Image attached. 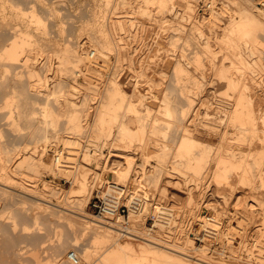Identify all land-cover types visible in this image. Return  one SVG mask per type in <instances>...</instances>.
Listing matches in <instances>:
<instances>
[{
	"label": "rangeland",
	"instance_id": "374dc122",
	"mask_svg": "<svg viewBox=\"0 0 264 264\" xmlns=\"http://www.w3.org/2000/svg\"><path fill=\"white\" fill-rule=\"evenodd\" d=\"M17 1H18L17 3L19 4V7L21 4L22 8H24L23 12L25 11V8L29 9L30 7H31L30 11L28 10V12H31L33 10L34 6H36L35 8L39 11V13L37 10H35V9L34 10H35V12L38 13V15L43 14V15H41L42 17L40 16L43 19V22L41 21L42 23H35V22H40V21H35L33 19L31 21L32 17L30 15V13H28V12H27V14H26V12L24 14L30 15V16L23 15L25 17H23V16L21 17L22 14L18 15L17 8H19V7L17 4H16L17 6L16 5L13 6V9H16L15 11L13 9H11L12 7H10V8L6 7V9H4V10H3V8H0V12H3V13H0V26L3 29L2 30L0 27V30H2V32L0 31V33H1L0 34V40H2V41H0V47L4 48V46L6 44L5 41L7 40V37L10 36L9 39L11 40V38H13V36L17 33V31H19V33H20V31L25 32V30H26L28 32H25V33H28V35L31 33L30 38H33V43H29L31 46H29V44L27 43L29 46V48H28L27 44L25 43L26 48L24 46L23 47L24 49L22 48L23 50L20 51V55L18 54L19 58H17V59L18 60L20 59L22 62L21 61L19 62L17 59L14 60V58L12 59L9 57L0 58V61L2 62V63L0 62V65H1L0 66V73L3 76V77L0 76V81L3 78V80L0 82V86H2V87H0L1 88L0 89V105L2 104L1 105L2 107L0 108V113H3L0 115V146H2V147L8 146V148L11 149V151H10V149L7 148L10 151V153L14 149L13 150L14 152H12L10 154V155H12V160L7 162L8 164L11 165V166H7V168L10 170H0V175H1V171L4 173L3 176H0V182L10 183L15 188V189L12 188L11 191L9 190L10 192H6V188H7L6 185H4L3 183H0V264H36V259H41V262L43 261L42 263L46 262L44 264H72L71 260L68 258V256L73 250H75L77 252V254L80 253L82 256V253L84 254V251L87 249L88 245H91V243L95 244L92 240V236L90 235V233L89 232L87 233L85 231L86 229L81 230L83 228H81L80 225L84 224L83 222H82L83 224L81 223V220L86 219V217L83 218L82 216H85V215H82L79 213L80 212H83L84 214L86 213V215H88L87 218L89 217V215L91 217L94 216L97 219L99 218L96 215V208L93 205L92 201H94V196L96 194V190L98 188H103L106 185V182H104L105 184L103 183L102 185H98V184L94 185L91 192L88 190L86 193L89 192V199L86 201V203L84 205L82 204L83 205V209H82V207H81L82 205H79L77 202L80 199L81 194L83 193V192H80V190H79V187L81 186V180L86 177L87 173H89L92 177V175L96 174V172H99L101 174V176L103 177V179L104 178L108 179L109 175L107 173L108 171L106 170V169H108V167L106 166V169L104 171V170H102L105 167L104 165L109 164L110 166H115L117 164V163H115V160H125L124 157H121V156L116 154V152H118V150L134 152L137 150L136 148L138 147V149L141 150L140 151L141 153L143 151V149L141 147L142 145L138 146L139 144H141V143H139L141 140L139 141L140 138H138V137H137L138 138L137 140L136 139L133 140V143L131 145L129 144L131 142L127 141V145H122L121 147H117L116 144H117V142H119V138H120V135L118 132V130H119L118 124H120L119 122H117V124L115 122V124L112 126V132H111L112 134L111 133H109V134H103L102 133L103 135L99 136L100 132L93 128L94 124L92 122V118L94 117V115H96L94 113H95V111H97L96 110L98 107L97 104H100L98 102L99 101L101 102V100L103 98L104 99L106 98V96H105L106 92H107L106 90L108 89V86L111 83L110 79H112V77H115V75L117 73V75H116L117 79H119V82L121 81L123 83V88H125V89H123V90H125L124 93L125 94L128 93L127 95H129V96H126V98L128 97L130 99L131 96H133L132 99L134 100V103L137 100L139 101L137 104H134V107L137 108L136 109L137 112L134 108H133L134 110L130 111L128 106L124 105L120 109V112L122 114L121 119L126 120L128 123V126L131 127L132 129H137L139 126H140L139 128H141L142 123H144L147 125L148 131H150V128H151V130H153L154 124H155L154 121L156 120L155 117H153V116H155L157 114V110H159L157 108H158V106H160L161 102L163 101L162 98L165 95V91L170 90L169 91L170 94L173 91L171 88H172V79H173V75H174V70H173L174 69L173 68L174 67V58L182 57V58L186 59L188 56L189 57L193 56L192 58H195L196 56H200V58L202 57L201 59H203L205 57L204 60H202V62L203 61L205 62V66L207 69H204V70L207 71V74H210V73L215 74L214 72L216 70H213L215 67H213V65H211V67H209L210 64H214V62L212 61V58H214L215 56L214 57L211 56V60H210V55H212V54H210V55L208 54L209 57H207L208 55L205 53L207 51L206 48H204L201 45L204 48L202 50L201 49L202 47H200L197 43V42H199V38H198L199 32H195V31H199V29H200V28L198 29V27H200V26H198L197 24L200 25L201 23H203L201 25V28L204 26L203 27L204 30H205V28H207L206 29L207 32L209 30L208 33L206 32V30H205V32L210 35L211 40L216 41V39H218V42H217L218 44L217 43L214 44V42L211 41V43L213 42L212 45L214 44V46H213L214 50L217 48L216 53H215V51H214V53L217 54L219 51L221 52L222 49L225 52L226 47H224V48H221L222 46L219 47L222 43V40L219 39L220 38L219 36L222 33L221 27H223V25L220 21L224 22L223 19H221V18H224L223 17L224 15L228 14L227 16H229V14H232L234 8H236L238 10H239V8H242L241 5L242 4L246 5V4H244V3H246V0H237L238 3L241 2L242 4L241 3L238 4L236 1H233V0H230V1L229 0H227V1L226 0H219L220 1V3H219L220 12L223 13V16L221 13H219L221 15V17H219L218 14H213L214 16L212 15V17H210V18L207 16L203 17V15H201L202 11L205 10L206 7H210L209 6L210 4H206V3H208L209 0H188V1L182 0L183 1L182 5H180L181 4L180 0H171V2H169L170 4L167 2L169 5V6H167L168 9L165 8L168 11L165 10L163 7H161V5H160L161 2L159 0H156V1L149 0L150 2L148 0H147L148 2H146V0H136V1L135 0H131V1L126 0L125 2H128L129 4H127L125 2L123 3V0L122 1L121 0H112V2L108 0L111 3L107 2V0H36V3H35V0H31V1L25 0L26 2L24 0H20V1L17 0ZM104 1H106V2H104ZM143 1H145V2H143ZM158 1L160 2V4ZM166 1H170V0H166ZM221 1L222 2L226 1V2L222 3ZM9 2H10V0H9ZM11 2H12V0H11ZM13 2H15V0H13ZM27 2H29V4L26 6ZM136 2H137V4H136ZM174 2H175V4H174ZM24 3H25V5H24ZM33 3H34V6H32ZM43 3H45V4H43ZM157 3H158V5H157ZM178 3H180V4H178ZM49 4H50V6H49ZM145 4H146V6H145ZM231 4H233V6ZM108 5H110V7ZM120 5H122V6H120ZM130 5H131V7H130ZM174 5H175V7L173 8ZM247 5H249V4L247 3ZM258 5H259V3H258ZM15 6H16V8H15ZM114 6H116L118 9L116 7L114 8ZM125 6H128V7H125ZM230 6H232V8ZM123 7L125 9H123ZM135 7H139V8H135ZM146 7H149V9L147 8L146 10H144V8H146ZM20 8H19V10H20ZM22 8H21V10H22ZM38 8L42 9V10H39ZM112 8H113V10L116 9V10H114L115 12L112 11ZM185 9H187V10H185ZM223 9H224V12H222ZM110 10H111V12H110ZM159 10L162 12H160ZM9 11H11V13ZM42 11H43V13H40ZM107 11H108V14H107ZM120 11L122 13L124 12L125 15L120 13ZM146 11L149 14H150V12H152L153 15L152 14H150V16L147 15ZM237 11H234V12H237ZM14 12H17V14H15ZM100 12H101V14H100ZM112 12H114V13H112ZM130 12H134V14L131 13V14H133V15H131V14H129ZM163 12H166V14L164 15ZM8 13H10V14H8ZM19 13H20V11H19ZM111 13L113 15H111ZM116 13L122 14L124 16L123 17L124 19H126V15L128 16L127 19L124 20L125 25L127 24L128 26L126 25L127 27L125 26L124 29L122 28L123 30L119 29V28L118 29L120 31L118 29L117 30L120 32V34L123 35V38H121L120 40L123 39L122 40L123 43H125L126 46L129 47V49H128L129 52L130 53L133 52V54H129L128 56L129 57L131 55L135 56V58L132 56L130 57V60L131 59L133 60L132 61L133 66L131 65V61L129 62V58H128V61H124V62L122 59L119 61L117 60L118 62L115 61L116 58L114 59V57H117V52H114V51H116L114 49H113V51H112V49L109 50V52H108L109 56L107 57V61L106 60H104V61L100 60L96 56V54L94 56H91L92 58L88 57V58H90V60L87 58L88 55L86 56V54H87L86 49L90 48L88 50H92V48L94 46V45L92 47L90 46L91 41H89V39L92 40L93 42H95L96 36H94V35H95V33L98 32L95 30H94L95 31L94 32L92 27H89V26L97 25L99 27H103V26L106 27V25H107V27H108L109 22L112 20L111 18L112 17L114 18L117 15ZM142 14H144V15H142ZM3 15L7 20H5ZM17 16H20V17H17ZM215 16H216V18H214ZM143 17H145V18H143ZM165 17L166 18L168 17V18L166 19ZM200 17L202 18L201 23L199 22V21H201ZM1 18H3V19H1ZM17 18H18V20H17ZM41 18H40V20H42ZM171 18H174V19H171ZM206 18L210 19L209 23L207 22L208 20ZM213 18H214V20H213ZM217 18L221 19L218 23L216 22V21H218ZM20 19L22 20L21 23H20V21H21ZM149 19H151V20H149ZM162 19H164V20H162ZM197 20H199L198 23L196 22ZM6 21H8V22H6ZM9 21H10V23H9ZM128 21H131L133 23L128 22ZM134 21H136V22H134ZM144 21H146V23ZM194 21L196 22L197 30L195 29V26H192L195 23ZM1 22H2V24H1ZM3 22L4 23L6 22L8 25L5 23V26H4ZM106 22H108V23H106ZM171 22H172V24H170ZM213 22L215 23V25L213 24ZM89 23H90V25H89ZM97 23L98 24L101 23L102 26L98 25ZM104 23L106 25H104ZM219 23H221V24H219ZM175 24L177 26H179V25L180 26L177 27ZM182 24L184 27H187V28L185 29L182 26ZM9 25H10V27H9ZM38 25L41 28H38ZM143 25H145V27ZM167 25L170 27H168ZM174 25H175V27H174ZM132 26H134L133 29L131 28ZM211 26H215V28H217V29L220 27V29L217 30ZM6 27H8V28H6ZM19 27H20V30H19ZM25 27L26 28L28 27V28L26 29ZM159 27H161V28H159ZM167 27L169 28V30ZM192 27L194 30L192 29ZM22 28H23V30H21ZM47 28H49V29H47ZM177 28H179V29L181 28L180 29L181 31L180 30L178 31ZM7 29L10 31H8ZM39 29H41V30H39ZM42 29H44V30L42 31ZM184 29H185V31H184ZM11 30L15 31V33ZM91 30H92V32H91ZM135 30H137L138 33H140V35L139 34L137 35ZM29 31H30V33H29ZM191 31L194 33H192ZM216 31H219V32L221 31V32L219 33ZM12 33H14V34H12ZM19 33L16 35L19 36V38H20L21 35ZM42 33H44V34H42ZM211 33H212V35H211ZM215 33H217V35ZM89 34H90V36H89ZM97 34H99V33H97ZM193 34H194V36H196V35L198 36L197 37L198 41L195 40L196 37L193 38L194 37ZM117 35H118V33H117ZM186 35H187V37H186ZM214 35L216 36V38ZM48 36H49V38H48ZM91 36H93V38H95V39H92ZM180 36H181V38H180ZM42 37H43V39H42ZM37 38H38V40H36ZM125 38H126V40H125ZM140 38H141V40H140ZM186 39L188 42L186 41ZM192 39H193V41H192ZM261 39L262 40H261V43L259 44L258 48H260V46H261L260 49L262 50L264 48V45H263L264 36L263 35L261 36ZM60 40L62 43L60 42ZM84 40L87 42H85ZM190 41H191V44H190ZM202 41H203V39H202ZM200 42H201V39H200ZM2 43H3V45H1ZM35 43H36V45H35ZM201 43L204 45L203 42H201ZM41 44L43 46H41ZM61 44L63 47L61 46ZM83 45H85V46H83ZM34 46H35V48H34ZM67 46H69L68 49L69 48L71 49L70 52L68 51L69 53L67 51H65V48L67 49ZM82 46H83V48H82ZM213 47H211V48H213ZM218 47L220 48V50ZM132 49H133V51H132ZM181 49H184V50H181ZM200 49L202 50V53H201ZM260 49H259V51H260ZM204 50H206V51H204ZM59 51L60 52L64 51L65 53L67 52V55L65 54V56H64L63 55L64 52L63 53L61 52L59 54ZM151 51H153V52H151ZM196 51H197V53H194ZM223 51H222V54L219 52V54L217 55V57L215 59L217 65H220L221 59L223 60L224 56H226V54H224ZM263 51H264V49H263ZM263 51H261L260 53L263 55V57L261 56V58H262V62L264 63V60H263L264 52ZM77 52L78 53L80 52L81 55L82 54L84 55V57H83L84 60L83 59H80V60L77 59L80 55ZM110 52H111V54H110ZM185 52H187L188 54L187 53L185 54ZM198 52H199V54H198ZM115 53H116V55H115ZM27 54L32 55V56L30 55V58H29L30 61L28 60V62H26V60L29 57ZM77 54H78V56H77ZM184 54H185V56H184ZM194 54H198V55H194ZM222 55H224V56H222ZM59 56H60V58H58ZM85 57L87 58L86 60H85ZM25 58H27V59L25 60ZM45 58H46V61H45ZM125 58L126 57H124L123 59H125ZM192 58H190V59H192ZM66 59H67V61H66ZM2 60L4 62H6L5 63L6 65H4ZM96 60L98 62H100L101 65ZM206 60H208V62H211V63H208ZM230 60L231 59L228 60V58H227V60L224 59V61L226 63H228ZM59 61L61 62V64ZM95 61L97 62V63H95V65H96L95 67H97V69H92V67L89 66V64L92 65V63ZM105 61L109 62V63H106ZM7 62H8V64H7ZM11 62H14V63H11ZM125 62H127L128 64L126 63V65H124ZM204 62H203V65H204ZM103 63H105V65H102ZM117 63H119V64L122 63L126 69L124 67H121L122 64L119 66V64H117ZM31 64H34L35 66L37 65L36 68L39 69V70H37L38 76H36V77H35V75H37V74L31 75V73H30L29 68H30ZM128 65L132 66V68H129L130 66L128 67ZM100 66H102V67H100ZM205 66L203 68H205ZM98 67H99V69H98ZM212 67H213V69H212ZM262 67H264V64ZM262 67H260V68L262 69ZM209 68H211V69L209 70ZM128 69L130 71H128ZM250 69H252V70H250ZM6 70H8V71H6ZM132 70H134V71H132ZM248 70L250 72L254 71V70L255 71L250 73ZM248 70H247V73L249 72V74H252V73L255 74V72L258 71V73L256 72L257 74H255L256 75L255 77H257V78H255L254 80L256 83L259 82L260 84L251 87L249 90L251 91L252 96L255 95L258 97L257 98V97L253 96V98H256V101L258 100L256 102L254 99V104L257 107V109L259 110L257 112L260 113L259 115L262 117L264 115V101H263L264 100V90H263L264 89V83H261V82H264V79H263L264 78V70L262 69V71H261L260 69H257V68L254 70H253V68H249ZM127 71H128V73H127ZM233 71H236V73H238L239 70L237 68H235V70L233 69ZM6 72H8V73L6 74ZM259 72H260V74H259ZM21 73H23V74L21 75ZM24 73H25V75H24ZM109 73H110V75H109ZM128 74H130V75H128ZM126 75H127V77H126ZM131 75H132V78H131ZM15 76H17V77H15ZM23 76H26V78ZM88 76H89V78H88ZM118 76H119V78H118ZM17 78L19 79V82H22V81L25 82L26 87L29 85L31 86V87L30 86L27 87V89L29 88L28 89L29 95L26 92L27 96H29V97L32 96L35 99L34 100L31 97L30 98L31 103L34 104V102L37 101L33 105V108L35 107L34 109L35 110L37 109V111H38L37 112L38 115L36 116L34 122H30L28 119H24L26 117L24 115H21L18 111L19 109H18L17 105H19V103L20 104L22 103L21 97L19 96V95H21L22 91H20L21 89L18 91L19 88L17 86H19L18 85L19 83H18ZM21 78H23V79L21 80ZM4 79L8 80V82L5 81ZM159 80H162V81H159ZM164 80H165V82L163 83ZM3 81H5V82H3ZM218 81L219 80L217 79L216 82L220 84V82H218ZM15 82L17 83V85L14 84ZM35 82H37L38 85ZM124 82H125V84H124ZM7 83H9V84H7ZM28 83H29V85H28ZM133 84L135 86H133ZM120 85L122 87L121 83H120ZM168 85H169V87H168ZM15 86L17 88H15ZM9 87H10V89H9ZM13 87L16 91V94L14 92V89H12L13 91L11 90V88H13ZM149 87H150V90H149ZM166 87H168L169 89ZM146 88H147V91H146ZM253 88H254V90H253ZM153 89H154V91H153ZM163 89H165V90H163ZM166 89H168V90H166ZM211 90H214L210 94L211 99L208 97L209 93H207L208 95L206 94L207 95V98H206L205 97L206 95L204 93L202 94V92H200L201 94H199L198 97L200 98V96L203 95L204 97L202 96V98H204V100L202 99L200 102L199 98L196 97V99L198 98L197 99L198 102L205 105V107H203L205 110H206V108H209L208 106H210L209 109H212V106H214V108H216V106L218 105L216 100L219 97H221V100H224L225 102L226 101L227 102L233 101V98H236V97H234L235 94L232 92L233 90H231V89H228L229 90L228 92H230V95H232V96H230L229 93H228V95L226 94V92H227L226 87L218 89L217 91H215L216 89H211ZM219 90H220V92H219ZM252 90H253V92L254 91H256V92H254L252 94ZM8 91H10V93L12 91L11 94H13V96L15 94V96H14L15 101L13 103L12 102L13 98H12V101L10 104H12V107H15L16 109H13L10 104H9L10 107H8L9 105L7 104V99L13 97L10 93H7ZM151 91H153V92H151ZM224 91H225V93H224ZM19 92H21V93H19ZM131 93H132V95H131ZM142 93L144 94V97H145L144 101L147 105L143 104V101L141 100V99H143ZM24 94L22 93L21 96H24ZM5 95H7V96H5ZM103 95H104V97H103ZM56 97L59 98L60 100L62 99V101L64 100V98H67V97H69V99L72 98L71 100L74 99V100L78 101L77 103H75V102H72L70 100L68 101V98H67L68 103L70 102L71 105L73 103H74V105L80 103L78 105H75L76 109L77 108L78 109L83 108L82 109L83 112L79 111L80 109L78 110L80 113H84L82 115H86L87 112H90L87 114V115H89V117L87 115L84 116V118L86 120L83 119L85 121H82V123H80L81 124L80 127H78V128H77V126L75 127L73 125H72L73 127L69 126L67 121H66V114H67L68 110L66 112H63V110L69 108L71 105H67V107L63 106L64 108L62 107L63 108L62 109L61 107H59L60 106L59 104L57 105L56 103H54V100H55V102L57 101ZM260 97H262V99H260ZM208 98L210 100L213 99L212 102L210 100H209V102H207L208 100L206 101V99H208ZM17 99H18V101H16ZM32 99L34 100V102H32ZM67 101H66V104H67ZM260 101H261V104L259 103ZM203 102H205L207 105L209 103L210 104L207 106ZM212 103H214V104H212ZM15 104H16V106H14ZM47 104L53 106L55 111L59 112V114H60L59 115V121L55 125L44 122L45 121L44 120L45 115L43 113L42 108L44 105H47ZM204 105H202V106H204ZM3 106L8 107V108H4ZM147 106L152 107V108L150 107V109H149L150 111L153 110L152 111L153 113L149 111V113H151V115L146 114V112L148 113V111H147V109L145 110L144 108H146ZM75 107L73 106L72 108L75 109ZM259 107H261V108L259 109ZM31 109H32V106H31ZM14 111H16V112H14ZM6 112H8V114ZM13 112H14V114H13ZM5 113L7 116L4 115ZM10 113H12V114H10ZM158 113L159 114H157V116L158 115L161 116L162 112L158 111ZM221 113L224 114L225 112H221ZM19 114L21 116H19ZM2 115H3V117H2L3 119L1 118ZM11 115H13L12 118L14 117L13 118L14 120H12L10 117H8ZM148 115H149V117H148ZM5 116H6V118H4ZM16 116L19 118H17ZM144 116H146V117L144 118ZM7 117L9 118L8 119L9 122H8V120H6ZM162 117H163V115H162ZM261 117H259V121L262 119ZM153 118H154V120H152ZM15 119L18 120L17 122H18V125H20L19 127L16 124L17 122H15L16 121ZM40 119H42L43 122ZM141 119H143L144 121L142 120L140 122ZM19 121L21 123H19ZM222 121H224V124L222 123L224 125L223 128H226L229 124L227 122H225V120H222ZM40 122L44 123V125H42V123L40 124ZM157 122H159V120H157L156 123ZM262 122H263L262 120L259 122V124H260L259 127L261 126V124H263L262 127H264V123H262ZM10 123H12V124H10ZM13 124H14L15 128H13L14 126L12 127ZM39 124H40L41 128L38 127ZM113 127H115V128H113ZM262 127H260L261 129L260 128L257 129V132H258V130H262ZM38 128H40V129H38ZM232 128L233 127L232 126L230 127V125H229V127H227L226 130L228 132L227 131L225 132L226 134L228 133L227 136L225 135V133H221L222 134L221 135L219 133H216V131H214V135H211V134L209 135L208 132L205 133L206 131H204V132L198 134L197 136L200 138V140L202 138L203 142L205 141L208 143V141H209V143H208L209 146L211 145V143H214L211 145L213 147L214 146L216 147L217 145H219V143H221V140H224L226 138L224 141H226L227 143L231 144L233 142V144H231V146L233 148H236L239 150L240 149L244 150L245 146H247L246 147L247 151L251 147L248 142L251 141V144H253V146L254 145L257 146V147L254 146V149L256 148L255 151L252 148L253 146L250 148V149H252L253 152H256L255 154H249V156L251 155L250 157L253 160L254 155H256L257 152H259L258 147L262 146V144L264 145V141L262 139V138H264V132L262 133L263 134V137H261L262 140L260 138H258L260 136L259 134H261V132L263 130L261 132H258L259 134H257V132H256V134L259 135V136L256 135V137L258 138V139H256L257 140L256 143L257 144H259L260 142L262 143V144L260 143L259 145H257V144H254V142H252V140H247L248 141L247 142L244 140H239L237 137H234L236 134H234L235 133L233 131L234 128L233 129ZM13 130H15V131H13ZM223 136H225L224 139H222ZM169 138H170V140H169ZM255 138H253V139L255 140ZM167 139L169 141H171V140L173 141V139H174V141H173L174 143L171 141V143H172L171 145H170L169 141L167 140V142L169 143L168 147L171 148V151L174 150L173 148L176 147V143L178 141V136H176V135L172 136L171 135L170 137H167ZM251 139H252V137H251ZM227 140H230V141L228 142ZM147 141H148V138H147ZM217 141H218V144H217ZM45 142H47V144H48V149L46 150L45 159H46L47 163L52 164V167H50V168L44 167L42 170L39 171V170H36L34 165L26 164L25 166H20V167L15 166L18 163V161L21 160V158H22V157H20L22 151L23 152H25V151L34 152L35 153L34 156H36V159H37L38 156L42 153L43 145ZM234 142H236V144ZM244 142H245V144H244ZM215 143H216V145H215ZM239 143L241 145H239ZM133 145H136V146H133ZM153 145L156 146V144H153L152 142H150V143H148L147 148H145L146 151L150 150V151H148V153L150 152V154L146 153V151H144L145 152L143 154L144 156L141 153L136 154L137 158L135 159V161H136L135 166L138 169H139V167L141 168L142 166H145L146 164H147L146 166L148 168H149V166L154 167V165L158 162L157 156L156 157L154 156L155 146H153ZM238 145L240 147L242 146V148H239ZM131 147L135 148V149L133 150ZM58 148L59 149L64 148L66 155H68V157L64 156V158L68 161V163L67 162L63 163V164L55 163L52 156H53V151L58 149ZM1 154L3 155L4 152H2ZM69 156H71V157H69ZM212 156L210 155V158L209 157L206 158V161L209 159L208 162H206V163H205V161L203 162L204 163L203 165H205L203 167L204 171L202 169L201 173L198 174V176H197L198 180L201 179L200 180L201 182L198 185L193 184L194 179H195L193 176H196L194 171H196V170L193 171L192 168L190 169L189 166L188 167L183 166L184 164H181V163L176 164L177 160H175V159H177V158L175 157L174 153H173V158L175 157L174 160L172 158V153L169 154L168 160L167 161L165 160V162H167L168 165H164L162 163L163 165L158 166V167H160V168H158V170H146L145 174L146 175L148 174L151 178L148 175L142 176V174H140L139 171L133 169L131 171H128V178L125 180L120 179V177H118V174L110 175L109 180L114 179L118 183H123V184L124 183H126V184L137 183L141 194H144V193L147 194L146 197L148 198V200H150V202L156 203V202L160 201L163 204L169 203L174 208L173 212H175L174 214L176 216L174 217V220L173 219L171 220L172 223L168 222L169 226L166 224L165 232L172 234L173 236L176 235L175 237H179V239L178 238L177 239L179 241H181V243H183L184 245L185 244L188 245V246L186 245L188 250L184 249V251H188L187 256L189 258L191 257V259H192V261H194V263L200 264L199 262L201 261V259L203 257V259H205L207 261L209 260L208 261L209 263H207V261H206V264H211V263L212 264H257V259H258V257H260V254H261L260 253L261 252L260 244L261 243L264 244V229L263 228L261 230L258 229L261 227L262 222L264 220L263 211H262L263 214L261 213L263 217L260 214L261 209L264 208V204H263L264 202H262L264 200V185H262L260 183V178H259V176H260L259 172L264 171V167H263V170H260V171H259L260 168L255 169L256 171L254 170V176L253 177H255V178L252 182L250 181L251 183L244 182V181L240 180V173H241L240 170H232L233 173L230 172L231 174H230V178H229V179H231L230 180L231 182L228 181L227 184H225L226 182L225 183L221 182L222 184L221 183L219 184L218 182H216V180H215L216 178L213 175V173H214L213 167L215 164V159ZM148 157H150V158H148ZM148 159H149V161H148ZM33 160H35V159H33ZM113 160H114V163L112 162ZM129 162L130 161L127 159L126 163H129ZM142 163H145V165H142ZM262 163H264V161H262ZM54 164H58L59 167H62V168L53 169ZM175 164L177 166H175ZM177 167L179 169H177ZM180 169H181V171H180ZM182 169H184L186 172L183 171ZM162 170H164L163 173H162ZM160 171H161L162 175H161ZM169 171L170 172L172 171L171 172L172 174ZM157 173H159V175ZM182 173H183V175H182ZM178 174L180 177L177 176ZM231 175H234V178ZM15 176H16L17 180L14 178ZM139 176H141L142 181L140 180L141 178ZM186 176H188V177H186ZM158 178H159V180H156ZM168 178L172 182L169 181ZM183 178L188 179L187 180L188 182H186L185 179H183ZM178 179H179V181L177 182ZM32 180H36L38 183L37 184L38 190H36L34 192L35 194L31 195L29 193H25V192L21 191V190H23V188L25 189L24 186L29 185V183ZM195 180H197V179H195ZM217 183L219 184L218 191H215V190H217L216 189L217 185H218ZM231 183L234 184L235 187L233 185H231ZM260 184H261V186H260ZM228 185H230L231 189H229ZM151 186H153V187H151ZM162 186H163V188H162ZM214 187H215V189H214ZM224 187H226V188H224ZM227 187H228V189H227ZM49 188H50V190H49ZM164 188H166L167 190H164ZM190 189L192 191L191 193H190ZM211 190H213V191H211ZM221 190H222V192L224 190V192L226 191L227 194H229V196L227 195L228 198L230 197L231 194L233 195L234 193H235L234 195H236V196L233 197L231 195L232 197H231V199L229 198L230 200L228 199V201H229V203H228V201L225 197L219 196L217 194V193H220ZM232 190H233V192H232ZM2 191H5V192H2ZM165 191L168 193H166ZM230 192H232V193H230ZM86 193H84V194H86ZM192 193H193V199H192V202H189V200H190L189 195H192ZM213 193L215 196H212ZM210 194H212V195L210 196ZM238 195H240V196H238ZM36 196L38 198H36ZM166 199H167V201H166ZM225 199H226V201H225ZM251 199L253 200V203H255V205L254 204L252 205V203L250 202ZM261 199H262V201H261ZM240 201H241V203H240ZM244 201H246L247 203H244ZM249 202L251 203V205ZM206 204L211 208V210H210V208L205 210L204 207ZM242 204L243 205L245 204V207H243ZM246 205L248 206V210L247 209L245 210ZM253 206H256V207L253 208ZM251 208H253V209L250 210ZM255 208L256 209L258 208V209L256 210ZM218 210H220V211H218ZM243 210H245V211H243ZM253 210H255V211H253ZM151 211L152 210L149 209L148 214L132 213L131 216L128 218L129 222L127 221V223H124V224H126V225L131 224L130 226H134V227L136 226L137 229H140L141 227H139V226L142 225L144 227H147L148 229L150 228L154 233L155 232L158 233L159 227L155 223H156V219H158V217L160 218L161 216H159V213H157V215L149 214V212H151ZM207 211L208 212H210V211L215 212L214 215L216 216V218L218 217L217 219H219V220L221 219L223 221L221 223V228H224L225 231L227 230V232H228V230H230L229 229L230 226L236 225L235 226L236 229L234 228V230H236V232L229 234L231 236L225 234L226 236H224V238H222L223 240H221L219 237L217 239V237L210 236L212 234V231H215L214 229H212L211 226H210L211 229L209 228V226L205 227L204 233H207V235L210 237V239H209V237L207 236L208 237L207 240L208 241L210 240L209 242H210L211 246L208 249H206L207 253L205 252V254H203L204 252L200 251V249L197 250L196 248L194 249L192 247L191 240H192V237H194L193 239H194V245L195 246H197V245L200 246V245L205 243L203 237L196 239L200 235L197 234L196 230H195L196 229V222H197L195 218H197V216L199 214L203 215L204 212H207ZM246 211H248V212H246ZM249 211H253V212L249 213ZM33 213L34 214L36 213V215H34ZM246 213L247 214L249 213V214L247 215ZM256 213L258 215L254 216L253 214H256ZM140 215L143 218H140L141 217ZM245 215L248 217H246ZM230 218H232V219L230 220ZM260 218H261V220L263 218V220L261 221ZM12 220H15L17 222L18 225L16 226V228H13ZM122 220H124L123 217H122ZM254 220H256V221H254ZM133 223H135V224L133 225ZM178 224H180V225H178ZM24 225L29 226V230L22 229ZM101 227H103V226H101ZM206 228H208V229H206ZM169 231H171V232H169ZM85 232L87 234H85ZM194 232L196 233L197 236L194 235ZM80 234H82V235H80ZM76 236H77L78 240L75 239ZM235 237L238 239H236ZM89 239H91V240H89ZM186 239L189 240L191 244H189V242L186 241ZM212 239H213V242H212ZM255 239H256L257 243L255 242ZM139 241H142V240L141 239H134L135 243H137ZM258 241H260L259 242L260 244H258ZM229 242H231V243H229ZM256 244L259 246H257ZM96 245L97 244L92 245L91 246L92 248L90 246L89 247L93 250V248L95 249V247H93V246H96ZM102 245L101 246L99 245L100 247L98 246L99 247L98 251L100 249L99 253L101 252L100 254L102 256L96 254L97 250L94 252L97 255L96 256L97 257L96 260H98L97 263L99 261H100V263H101V261L104 262V260H105V259L102 260L101 257H103L102 251L105 249L103 247H106V246H104L106 244H102ZM83 248H85V250ZM101 248H102V250H101ZM96 249H97V246H96ZM259 250H260V252H259ZM252 253H254V254H252ZM217 258H219V260H217ZM84 259L85 258L82 257L81 263L82 264H88V262ZM221 260H224V261H221ZM225 260H226V263H225ZM103 262H102V264L105 263V262L104 263ZM220 262H222V263H220ZM201 263H203V261H201ZM109 264H112V263H109Z\"/></svg>",
	"mask_w": 264,
	"mask_h": 264
},
{
	"label": "bare ground",
	"instance_id": "6f19581e",
	"mask_svg": "<svg viewBox=\"0 0 264 264\" xmlns=\"http://www.w3.org/2000/svg\"><path fill=\"white\" fill-rule=\"evenodd\" d=\"M20 1V0H19ZM25 1V0H24ZM31 1V0H30ZM109 1H111L112 2V0H109ZM108 0H107V2H109ZM122 1V0H121ZM126 0H123V3L125 2ZM131 1V0H130ZM136 1V0H135ZM149 1V0H148ZM147 0H146V2H148ZM153 1V0H152ZM154 1H156V0H154ZM161 2V4H160V2ZM158 2H159V4L161 5V7H163L164 9L165 8H167V6H169L168 5V3L169 2H171V0L170 1H166V0H159ZM181 1V4L180 3H178V4H180V5H182L183 3V1L182 0H180ZM188 1V0H187ZM227 1V0H226ZM225 1V2H226ZM230 1V0H229ZM233 1H236L237 3H238V1L237 0H233ZM232 1V2H233ZM18 1L17 0H15V2H13V0H12V2H11V0H10V2H9V0H0V8H3V10L4 9H6V7H12L11 9H13V6L14 5H18V7H19V4L17 3ZM26 2V1H25ZM104 2H106V1H104ZM111 2H109V3H111ZM118 2V1H117ZM143 2H145V1H143ZM150 2V1H149ZM168 2V3H167ZM173 2V1H172ZM190 2V1H189ZM222 2V1H221ZM224 2V1H223ZM222 2V3H223ZM224 2V3H225ZM231 2V3H232ZM35 3H36V0H35ZM125 3H127V4H129L128 2H125ZM131 3V2H130ZM177 3V2H176ZM219 3H220V1L219 0H209L208 1V3H206V4H210L209 6L210 7H206V9L205 10H203L202 11V13H201V15H203V17H212V15L213 14H218V16L219 17H221V15L219 14V13H221L220 12V6H219ZM235 3V2H234ZM239 3H241V2H239ZM238 3V4H239ZM244 3V2H243ZM247 3L250 5H247ZM251 3V4H250ZM258 3H259V5H258ZM29 4V2H27V4H26V6ZM43 4H45V3H43ZM105 4V3H104ZM108 4V3H107ZM119 4V3H118ZM122 4V3H121ZM135 4V3H134ZM136 4H137V2H136ZM148 4V3H147ZM170 4V3H169ZM174 4H175V2H174ZM227 4V3H226ZM230 4V3H229ZM242 4V3H241ZM244 4H246V5H241V7L242 8H239V10L238 9H236V8H234V10H233V13L232 14H229V16H227V15H224L223 16V13H221L222 14V16L224 17V18H221V19H223V21L224 22H222V21H220L221 19H219V18H217V20L218 21H216L217 23L220 21L221 23H222V25H223V27H221L222 28V33L220 34V38L219 39H221L222 40V43H221V45L219 46V47H221V48H224V47H226V50H225V52L223 51V49H222V51L224 52V54H226V56H224V55H222V56H224V59L225 60H227V58H228V60L229 59H231L228 63H226L225 61H224V59L222 60L221 59V64L220 65H217V63H216V57H217V55L219 54V52L217 53V54H215L216 53V49L214 50V44L215 43H217L218 42V39H216V41L214 40H211L210 39V35L209 34H207L208 32H209V30H208V32H207V28H205V30H206V32H205V30L203 29V27L201 28V25L203 24V23H201L202 22V18H201V21H199V20H197L196 22L198 23V21L201 23L200 25L199 24H197L198 26H200V27H198V29H199V31H195V32H199V37L196 35V36H194V34H193V38H199V42H200V39H201V42H203L204 43V45L201 43H199V42H197L198 43V45L200 46V47H204V48H206V50H204V51H206L205 53L208 55H210V54H212V55H210V60H211V56H215L214 58H212V61L214 62V64H210V66L209 67H211V65H213V67H215L214 69H213V67H212V69L213 70H216L214 73L215 74H207V71L206 70H204V69H207L206 68V66H205V62H204V65H203V62H202V60H204V58L203 59H201L200 58V56H194L195 58H192V57H185L186 59H184V58H182V57H177V58H174V75H173V79H172V93L170 94V90H168L169 88V85H168V87H166V88H168V89H166V90H168V91H165V95H164V97L162 98V102H161V104H160V106H158V108L157 109H159V110H157V114H159L158 113V111L159 112H162L161 113V116L160 115H158L157 116V114L155 115V116H153V117H155V124H154V129L153 130H151V128H150V131H148V129H147V125L146 124H144V123H142V127L141 128H137V129H132L131 127H129L128 126V123H127V121L126 120H124V119H121V112H120V109L124 106V105H127L128 106V108H129V110L130 111H132V110H136L137 108H135L134 107V104H137L139 101L137 100V101H135V103H134V100L132 99V97L133 96H131V98L129 99L128 97L126 98V96H129V95H127V94H125L124 92H125V90H123V89H125V88H123V83L120 81L119 82V79H117V77H116V75H117V73H116V75H115V77H112V79H110V81H111V83H110V85L108 86V89L106 90L107 92H106V98L104 99H102L101 100V102L99 101L98 103H100V104H97L98 105V107H97V111H95V113L94 114H96V115H94V117L92 118V122H93V124H94V129H96L97 131H99L100 132V134H99V136H101V135H103V134H109V133H111L112 132V126L115 124V122H116V124H117V122H119L120 124H118L119 125V130H118V132H119V135H120V138H119V142H117V147H121L122 145H127V141L128 142H131V143H129L130 145L133 143V140L134 139H138V138H140L139 139V143H141V144H139L138 146H140V145H142L141 147H142V149H143V151H142V153L140 152L141 150L140 149H138V147L136 148L137 150L136 151H134V152H132V151H122V150H118V152H116V154L117 155H119V156H121V157H124L125 158V160H115V163H117L115 166H110L109 164H105L104 166V168L102 169V170H104L105 171V169H106V166L108 167V169H106L107 171V173H108V179L107 178H104L103 179V177L101 176V174L99 173V172H96V174H94V175H92V177H91V175L89 174V173H87V175H86V177L84 178V179H82L81 180V186L79 187V190H80V192H83L82 194H81V197H80V199L77 201L78 202V204L79 205H84L85 203H86V201L89 199V192L88 193H86L88 190L91 192L92 191V188L94 187V185H102L104 182H108V180H109V177H110V175H116V174H118V177H120V179H123V180H125V179H127L128 178V171H131V170H133V169H135V170H137V171H139V173L140 174H142V176H145L146 174V170H158V168H160V167H158L159 165H168V163L167 162H165V160L167 161L168 160V156H169V154L170 153H172V158H173V153H174V155H175V157L177 158V159H175V157L173 158V160L175 159V160H177V162H176V164L177 163H181V164H184L183 166H189L190 167V169L192 168L193 169V171L194 170H196V171H194L195 172V175L196 176H193L195 179H197V180H195L194 179V183L193 184H199L201 181V177L199 178L200 180H198V174H200L201 173V170L203 169V167L205 166V165H203L204 163V161H205V163L206 162H208L209 161V159L206 161V158H210V155L215 159V164H214V173H213V175H214V177L216 178L215 180H216V182H218L219 184L221 183V182H226L225 184H227V182L229 181V182H231L230 180L231 179H229L230 178V174L231 173H233V171L232 170H240V180H242V181H244V182H248V183H251L253 180H254V178L255 177H253L254 176V170L255 169H257V168H260L259 169V171L260 170H263V167H264V163H262V161H264V145L262 144V146H260V147H258L259 148V152H257V154L256 155H254V158H253V160L251 159V155L249 156V154H255L256 152H253L252 151V149H250L252 146H253V144H251V141H247V140H252V142H254V144H257L256 142H257V140L256 139H258V138H260L261 139V137H263V132H264V127H262L263 126V124H261V126L260 127H262V130H258V132H261V134H259L258 132H257V129H259L260 127H259V122L262 120L263 122L262 123H264V115L261 117L259 114L260 113H258L257 111H259L258 109H257V107L255 106V104H254V99H255V101H256V98H253V96L254 97H257V96H255V95H251V91L249 90L251 87H253V86H256V85H259L260 83L259 82H255V78H257V77H255L256 75L255 74H257L258 73V71H256L255 72V74H249V68H253V70L254 69H260L261 71H262V69L264 70V67H262L263 66V62H262V58H261V56L263 57V55L260 53L261 51H263V49L261 50L260 48H261V46H260V48H258V46H259V44L261 43V36L263 35L264 36V0H246V3H244ZM16 5V6H17ZM24 5H25V3H24ZM48 5V4H47ZM123 5V4H122ZM122 5H120V6H122ZM126 5V4H125ZM141 5V4H140ZM157 5H158V3H157ZM159 5V6H160ZM172 5V4H171ZM179 5V6H180ZM190 5V4H189ZM194 5V4H193ZM232 6H233V4H231ZM16 6H15V8H16ZM32 6H34V3L32 4ZM49 6H50V4H49ZM109 7H110V5H108ZM145 6H146V4H145ZM188 6V5H187ZM227 6V5H226ZM232 6H230L231 8H232ZM239 6V5H238ZM20 7L22 8V6H21V4H20ZM19 7V8H20ZM36 6H34V8H33V10L31 11V12H28V10L30 11V8L29 9H27V8H25V11L23 12V9L24 8H22V10H21V8H20V10H19V8H17V11H18V15H20V14H22L21 15V17L23 16V15H26L27 14V12L28 13H30V15H31V21H32V19L33 20H35V21H40V22H35V23H42L43 22V19L41 18L42 16L41 15H43V14H39L38 15V13H39V11L35 8ZM106 7V6H105ZM116 6H114V8H115ZM125 7H128V6H125ZM130 7H131V5H130ZM144 7V6H143ZM160 7V8H161ZM175 7V5L173 6V8ZM186 7V6H185ZM117 8V7H116ZM135 8H139V7H135ZM141 8V7H140ZM149 9V7H146V8H144V10H146V9ZM159 8V7H158ZM162 8V9H163ZM194 8V7H193ZM203 8V7H202ZM210 8V9H209ZM27 9V10H26ZM37 10L38 11V13L37 12H35V10ZM39 9V8H38ZM118 9V8H117ZM122 9V8H121ZM123 9H125L124 7H123ZM163 9V10H164ZM168 9V8H167ZM167 9H165V10H167ZM171 9V8H170ZM14 11L16 10V9H13ZM39 10H42V9H39ZM102 10V9H101ZM114 10H116V9H114ZM113 10V8H112V11H114ZM141 10V9H140ZM153 10V9H152ZM151 10V11H152ZM185 10H187V9H185ZM192 10V9H191ZM238 10V11H237ZM19 11H20V13H19ZM122 11V10H121ZM120 11V13H122ZM131 11V10H130ZM136 11V10H135ZM157 11V10H156ZM160 11V10H159ZM168 11V10H167ZM181 11V10H180ZM230 11V10H229ZM234 11H237V12H234ZM10 13H11V11H9ZM26 12V14H24ZM110 12H111V10H110ZM115 12V11H114ZM114 12H112V13H114ZM126 12V11H125ZM137 12V11H136ZM150 12V11H149ZM158 12V11H157ZM160 12H162V11H160ZM159 12V13H160ZM222 12H224V9H223V11ZM226 12V11H225ZM0 13H3V12H0ZM5 13V12H4ZM10 13H8V14H10ZM15 14H17V12H14ZM40 13H43V11L42 12H40ZM111 13V15H113ZM120 13H116L117 15L113 18L112 16V20L109 22V24H108V27H107V25L104 23V25H106V27H99V26H97V25H93V26H89V27H92V29H93V31L95 30V31H98L97 33H99V34H97V33H95V35L94 36H96L95 38H96V41L95 42H93L92 40H90L89 39V41H91V43H90V46L92 47L93 45V48H92V50H88V49H90V48H88V49H86L87 50V54H86V56H87V58L88 57H91L92 55V51H93V53H94V55L96 54V56L100 59V60H102V61H104V60H106L107 61V57L109 56V50H111L112 49V51H113V49L114 50H116V51H114V52H117V57H114V59L116 58V60L115 61H119V60H123V62L124 61H128V58H129V62L131 61V65L133 66V63H132V59L130 60V57L132 56V57H134L135 58V56L134 55H131L130 57L128 56L129 54H133V52H129V47L128 46H126V44L125 43H123V39L122 40H120L121 38H123V35L122 34H120V30L119 29H124L125 28V26L127 25H125V21L124 20H126L127 19V15H126V19H124L123 17V15L122 14H124V12L122 13V14H120ZM128 13V12H127ZM131 13H133L134 14V12H130L129 14H131ZM144 13V12H143ZM193 13V12H192ZM191 13V14H192ZM200 13V12H199ZM229 13V12H228ZM13 14V13H12ZM51 14V13H50ZM93 14V13H92ZM100 14H101V12H100ZM107 14H108V11H107ZM119 14V15H118ZM133 14H131V15H133ZM146 14L147 15H149L150 16V14H152V12H150V14L146 11ZM161 14V13H160ZM163 14L165 15L166 14V12H163ZM184 14V13H183ZM30 15H26V16H30ZM125 15V14H124ZM136 15V14H135ZM141 15V14H140ZM139 15V16H140ZM142 15H144V14H142ZM153 15V14H152ZM157 15V14H156ZM179 15V14H178ZM41 16V17H40ZM93 16V15H92ZM96 16V15H95ZM102 16V15H101ZM107 16V15H106ZM161 16V15H160ZM171 16V15H170ZM185 16V15H184ZM200 16V15H199ZM214 16V15H213ZM217 16V15H216ZM216 16L214 17V18H216ZM3 17H4V15H3ZM12 17V16H11ZM17 17H20V16H17ZM23 17H25V16H23ZM44 17V16H43ZM103 17V16H102ZM142 17V16H141ZM156 17V16H155ZM164 17V16H163ZM192 17V16H191ZM5 18V17H4ZM10 18V17H9ZM40 18L42 19V20H40ZM130 18V17H129ZM143 18H145V17H143ZM162 18V17H161ZM166 18V17H165ZM168 18V17H167ZM166 18V19H167ZM175 18V17H174ZM174 18H171V19H174ZM214 18H213V20H214ZM1 19H3V18H1ZM133 19V18H132ZM135 19V18H134ZM138 19V18H137ZM159 19V18H158ZM157 19V20H158ZM170 19V20H171ZM208 21V23H209V20L210 19H208V18H206ZM5 20H7L6 18H5ZM15 20V19H14ZM17 20H18V18H17ZM21 20V19H20ZM24 20V19H23ZM29 20V19H28ZM97 20V19H96ZM99 20V19H98ZM130 20V19H129ZM143 20V19H142ZM149 20H151V19H149ZM155 20V19H154ZM162 20H164V19H162ZM204 20V19H203ZM216 20V19H215ZM30 21V22H31ZM42 21V22H41ZM94 21V20H93ZM138 21V20H137ZM177 21V20H176ZM205 21V20H204ZM6 22H8V21H6ZM5 22V23H6ZM22 22V20L20 21V23ZM45 22V21H44ZM47 22V21H46ZM103 22V21H102ZM127 22V21H126ZM128 22H131V21H128ZM134 22H136V21H134ZM139 22V21H138ZM145 23H146V21H144ZM173 22V21H172ZM172 22L170 23V24H172ZM195 22V21H194ZM196 22L192 25V26H195V29L197 30V28H196ZM206 22V23H207ZM211 22V21H210ZM4 23V22H3ZM5 23H4V26H5ZM9 23H10V21H9ZM19 23V22H18ZM25 23V22H24ZM94 23V22H93ZM106 23H108V22H106ZM131 23H133V22H131ZM158 23V22H157ZM165 23V22H164ZM205 23V24H206ZM207 23V24H208ZM221 23H219V24H221ZM1 24H2V22H1ZM7 24V23H6ZM16 24V23H15ZM32 24V23H31ZM98 24V23H97ZM168 24V23H167ZM213 24L215 25V23L213 22ZM8 25V24H7ZM11 25V24H10ZM10 25H9V27H10ZM13 25V24H12ZM18 25V24H17ZM33 25V24H32ZM31 25V26H32ZM48 25V24H47ZM89 25H90V23H89ZM98 25H101L102 26V24L100 23V24H98ZM133 25V24H132ZM176 25V24H175ZM175 25H174V27H175ZM211 25V24H210ZM209 25V26H210ZM218 25V24H217ZM216 25V26H217ZM3 26V27H4ZM26 26V25H25ZM128 26V25H127ZM126 26V27H127ZM138 26V25H137ZM142 26V25H141ZM144 27H145V25H143ZM147 26V25H146ZM168 26V25H167ZM173 26V25H172ZM177 26V25H176ZM180 26V25H179ZM179 26H177V27H179ZM182 26H183V24H182ZM1 27V26H0ZM47 27V26H46ZM133 27L134 26H132L131 28L133 29ZM168 27H170V26H168ZM167 27V28H168ZM184 27V26H183ZM211 27H213L214 29H217V28H215V26H211ZM218 27V26H217ZM6 28H8V27H6ZM24 28V27H23ZM23 28L21 29V30H23ZM26 28V27H25ZM28 28V27H27ZM26 28V29H27ZM30 28V27H29ZM37 28V27H36ZM38 28H41L39 25H38ZM119 28V29H118ZM159 28H161V27H159ZM173 28V27H172ZM182 28V27H181ZM180 28V29H181ZM185 29L187 28V27H184ZM210 28V27H209ZM1 29H2V27H1ZM47 29H49V28H47ZM91 29V28H90ZM119 31H118V30ZM122 29V30H123ZM142 29V28H141ZM178 29V31L180 30L179 28H177ZM185 29H184V31H185ZM192 29H193V27H192ZM218 29H220V27L218 28ZM217 29V30H218ZM3 30V29H2ZM2 30H0L1 32H2ZM8 30V29H7ZM19 30H20V27H19ZM30 30V29H29ZM39 30H41V29H39ZM44 29H42V31H43ZM46 30V29H45ZM117 30V31H116ZM168 30H169V28H168ZM171 30V29H170ZM175 30V29H174ZM194 30V29H193ZM5 31V30H4ZM8 31H10V30H8ZM11 31H13V30H11ZM35 31V30H34ZM47 31V30H46ZM45 31V32H46ZM94 31V32H95ZM136 31V34L138 35H140V33H138V31L137 30H135ZM143 31V30H142ZM181 31V30H180ZM183 31V30H182ZM183 31V32H184ZM211 31V30H210ZM220 31V32H221ZM14 33H15V31H13ZM22 31H20V33H19V31H17V33L16 34H20L21 36H20V38H19V36H17L16 34L13 36V38H11V40L9 39L10 38V36H8L7 37V42L5 41V46H4V48H2V47H0L1 49V51H0V58H2V57H9V58H14V60L15 59H17V58H19L18 56L20 55V51H22L24 48V46H25V48H26V45H25V43L27 44H29V43H33V38H30L31 37V33H30V31H29V35H28V33H25V32H28V31H26L25 30V32L23 31L22 33L24 34H22L21 33ZM36 32V31H35ZM49 32V31H48ZM91 32H92V30H91ZM93 32V33H94ZM122 32V31H121ZM166 32V31H165ZM192 32V31H191ZM212 32V31H211ZM216 32H219V31H216ZM219 32V33H220ZM14 33H12V34H14ZM39 33V32H38ZM117 33H118V35H117ZM174 33V32H173ZM185 33V32H184ZM192 33H194V32H192ZM218 33V34H219ZM1 34V33H0ZM34 34V33H33ZM42 34H44V33H42ZM47 34V33H46ZM124 34V33H123ZM135 34V33H134ZM180 34V33H179ZM190 34V33H189ZM197 34V33H196ZM216 35H217V33H215ZM3 35V34H2ZM6 35V34H5ZM41 35V34H40ZM155 35V34H154ZM163 35V34H162ZM184 35V34H183ZM211 35H212V33H211ZM33 36V35H32ZM36 36V35H35ZM39 36V35H38ZM89 36H90V34H89ZM131 36V35H130ZM135 36V35H134ZM156 36V35H155ZM201 36V37H200ZM215 36V35H214ZM12 37V36H11ZM92 37V39H95V38H93V36H91ZM132 37V36H131ZM139 37V36H138ZM137 37V38H138ZM161 37V36H160ZM178 37V36H177ZM186 37H187V35H186ZM36 38V37H35ZM45 38V37H44ZM47 38V37H46ZM48 38H49V36H48ZM58 38V37H57ZM128 38V37H127ZM144 38V37H143ZM158 38V37H157ZM156 38V39H157ZM180 38H181V36H180ZM195 38V40H197L198 41V38L196 39ZM213 38V37H212ZM215 38H216V36H215ZM2 39V38H1ZM40 39V38H39ZM42 39H43V37H42ZM129 39V38H128ZM202 39H203V41H202ZM10 40V41H9ZM36 40H38V38L36 39ZM47 40V39H46ZM52 40V39H51ZM50 40V41H51ZM125 40H126V38H125ZM135 40V39H134ZM140 40H141V38H140ZM183 40V39H182ZM0 41H2V40H0ZM9 41V42H8ZM42 41V40H41ZM85 41V40H84ZM122 41V42H121ZM128 41V40H127ZM126 41V42H127ZM186 41H187V39H186ZM192 41H193V39H192ZM211 41H213L214 42V44L212 45V43H211ZM39 42V41H38ZM60 42H61V40H60ZM85 42H87V41H85ZM130 42V41H129ZM138 42V41H137ZM175 42V41H174ZM188 42V41H187ZM186 42V43H187ZM4 43V42H3ZM3 43L1 44V45H3ZM48 43V42H47ZM62 43V42H61ZM28 44H27V46H28ZM64 44V43H63ZM84 44V43H83ZM86 44V43H85ZM129 44V43H128ZM190 44H191V41H190ZM218 44V43H217ZM220 44V43H219ZM35 45H36V43H35ZM40 45V44H39ZM139 45V44H138ZM202 45V46H201ZM212 45V46H211ZM263 45H264V43H263ZM262 45V46H263ZM29 46H31L30 44H29ZM29 46H28V48H29ZM38 46V45H37ZM41 46H43L42 44H41ZM45 46V45H44ZM61 46H62V44H61ZM65 46V45H64ZM70 46V45H69ZM69 46H67V49L65 48V51H71V49L69 48L68 49V47ZM83 46H85V45H83ZM83 46H82V48H83ZM63 47V46H62ZM128 47V48H127ZM201 48L202 50L204 49V48ZM211 47H213V48H211ZM218 47V48H219ZM23 48V49H22ZM34 48H35V46H34ZM78 48V47H77ZM116 48V49H115ZM135 48V47H134ZM155 48V47H154ZM63 49V48H62ZM151 49V48H150ZM200 49V51H201V53H202V50ZM259 49H260V51H259ZM27 50V49H26ZM29 50V49H28ZM64 50V49H63ZM74 50V49H73ZM78 50V49H77ZM181 50H184V49H181ZM219 50H220V48H219ZM36 51V50H35ZM56 51V50H55ZM82 51V50H81ZM132 51H133V49H132ZM148 51V50H147ZM199 51V52H200ZM214 51H215V53H214ZM222 51L220 52L221 54H222ZM24 52V51H23ZM30 52V51H29ZM62 53L64 52V51H61ZM60 51H59V54L61 53ZM67 52L65 53L64 52V56H65V54L67 55ZM68 52V53H69ZM151 52H153V51H151ZM177 52V51H176ZM199 52H198V54H199ZM208 52V53H207ZM264 52V51H263ZM262 52V53H263ZM34 53V52H33ZM40 53V52H39ZM38 53V54H39ZM57 53V52H56ZM78 53V52H77ZM84 53V52H83ZM187 52H185V54H186ZM194 53H197V51L196 52H194ZM200 53V54H201ZM19 54V55H18ZM29 54V53H28ZM27 54V55H28ZM43 54V53H42ZM46 54V53H45ZM78 54H80L79 55V57L77 58V59H83V57H84V55L82 56L81 55V53L79 52ZM78 54H77V56H78ZM110 54H111V52H110ZM114 54V53H113ZM185 54H184V56H185ZM188 54V53H187ZM198 54H194V55H198ZM31 55V54H30ZM30 55H28L27 57H28V59L27 58H25V60H26V62H28V60L30 61ZM41 55V54H40ZM58 55V54H57ZM74 55V54H73ZM93 55V56H94ZM115 55H116V53H115ZM206 55V56H207ZM209 55L207 56V57H209ZM32 56V55H31ZM69 56V55H68ZM67 56V57H68ZM137 56V55H136ZM183 56V57H184ZM231 56V57H230ZM22 57V56H21ZM121 57V58H120ZM124 57H126L125 59H123ZM226 57V58H225ZM230 57V58H229ZM58 58H60V56L58 57ZM57 58V59H58ZM70 58V57H69ZM86 57H85V60L87 59ZM92 58V57H91ZM158 58V57H157ZM172 58V59H173ZM190 58H192V59H190ZM33 59V58H32ZM71 59V58H70ZM69 59V60H70ZM89 60H90V58H88ZM111 59V58H110ZM137 59V58H136ZM4 60V59H3ZM2 60V61H3ZM18 60V59H17ZM34 60V59H33ZM38 60V59H37ZM61 60V59H60ZM68 60V61H69ZM84 60V59H83ZM138 60V59H137ZM156 60V59H155ZM171 60V59H170ZM209 60V61H210ZM263 60H264V58H263ZM6 61V60H5ZM8 61V60H7ZM12 61V60H11ZM19 62L21 61L20 59L18 60ZM24 61V60H23ZM45 61H46V58H45ZM63 61V60H62ZM65 61V60H64ZM66 61H67V59H66ZM65 61V62H66ZM93 61V60H92ZM97 61V60H96ZM93 62L92 63V65L91 64H89V66H91L92 67V69H97V67H95L96 65H95V63H97V62ZM105 61V62H106ZM109 61V60H108ZM113 61V60H112ZM111 61V62H112ZM114 61V62H115ZM117 61V62H118ZM139 61V60H138ZM207 62H208V60H206ZM1 62V61H0ZM22 62V61H21ZM35 62V61H34ZM60 62V61H59ZM152 62V61H151ZM2 63V62H1ZM3 63H4V65H6L5 63L6 62H4L3 61ZM11 63H14V62H11ZM30 63V62H29ZM78 63V62H77ZM87 63V62H86ZM99 64H100V62H98ZM106 63H109V62H106ZM126 63L127 62H125V64L124 65H126ZM149 63V62H148ZM208 63H211V62H208ZM220 63V62H219ZM7 64H8V62H7ZM42 64V63H41ZM60 64H61V62H60ZM117 64H119V63H117ZM122 63H120L119 64V66L121 65ZM128 64V63H127ZM29 65V64H28ZM59 65V64H58ZM63 65V64H62ZM61 65V66H62ZM98 65V64H97ZM101 65V64H100ZM102 65H105V63H103ZM115 65V64H114ZM1 66V65H0ZM27 66V65H26ZM37 66V65H36ZM36 66L34 65V64H31L30 65V68H29V70H30V73H31V75H35V74H37V75H35V77L36 76H38V71L37 70H39V69H37L36 68ZM42 66V65H41ZM57 66V65H56ZM64 66V65H63ZM130 65H128V67H129ZM132 66H130L129 68H132ZM205 66V68H203ZM100 67H102V66H100ZM121 67H124L123 66V64H122V66ZM120 67V68H121ZM150 67V66H149ZM260 67H262V69L260 68ZM5 68V67H4ZM9 68V67H8ZM62 68V67H61ZM119 68V69H120ZM125 68V67H124ZM123 68V69H124ZM136 68V67H135ZM235 68H237L239 71H238V73H236V71H233V69L235 70ZM91 69V68H90ZM98 69H99V67H98ZM101 69V68H100ZM117 69V68H116ZM126 69V68H125ZM211 68H209V70H210ZM25 70V69H24ZM113 70V69H112ZM118 70V69H117ZM247 70L249 71L248 73H247ZM250 70H252V69H250ZM259 70V71H260ZM3 71V70H2ZM6 71H8V70H6ZM26 71V70H25ZM121 71V70H120ZM126 71V70H125ZM128 71H130L129 69H128ZM128 71H127V73H128ZM132 71H134V70H132ZM131 71V72H132ZM206 71V72H205ZM255 71V70H254ZM254 71H251V72H254ZM260 71V72H261ZM24 72V71H23ZM29 72V71H28ZM141 72V71H140ZM209 72V71H208ZM250 72V73H251ZM260 72H259V74H260ZM5 73V72H4ZM8 72H6V74H7ZM26 73V72H25ZM25 73H24V75H25ZM19 74V73H18ZM23 73H21V75H22ZM112 74V73H111ZM131 74V73H130ZM130 74H128V75H130ZM138 74V73H137ZM109 75H110V73H109ZM119 75V74H118ZM133 75V74H132ZM132 75H131V78H132ZM0 76H2L1 75V73H0ZM5 76V75H4ZM10 76V75H9ZM28 76V75H27ZM30 76V75H29ZM48 76V75H47ZM77 76V75H76ZM3 77V76H2ZM14 77V76H13ZM15 77H17V76H15ZM22 77V76H21ZM23 77H25L26 78V76H23ZM32 77V76H31ZM41 77V76H40ZM110 77V76H109ZM126 77H127V75H126ZM248 77V78H247ZM19 78V77H18ZM17 78V80H18V85L20 86H17L19 89H18V91L20 90V91H22V93L24 94V96H21L22 95V93L21 92H19V93H21V95H19L18 93V95L21 97V101H22V103L20 104L19 102V105H17L18 106V111H19V113L21 114V115H24L26 118H24V119H28L30 122H34L35 121V118H36V116L38 115L37 114V109L35 110L34 108H33V105L35 104V102H37V101H35L34 102V97H32L33 99H32V102H34V104L33 103H31V101H30V98L31 97H29V96H27V94H28V89H27V87H29L30 85H29V83H28V85L29 86H27L26 87V85H25V82H19V79ZM39 78V77H38ZM37 78V79H38ZM88 78H89V76H88ZM107 78V77H106ZM118 78H119V76H118ZM130 78V77H129ZM23 78H21V80H22ZM32 79V78H31ZM49 79V78H48ZM62 79V78H61ZM149 79V78H148ZM219 80L218 82H220V84L219 83H217L216 82V80ZM259 79V78H258ZM264 79V78H263ZM2 80H3V78H2ZM1 80V81H2ZM5 80V79H4ZM12 80V79H11ZM15 80V79H14ZM27 80V79H26ZM30 80V79H29ZM128 80V79H127ZM0 81V82H1ZM5 81H7L8 82V80H5ZM5 81H3V82H5ZM16 81V80H15ZM36 81V80H35ZM159 81H162V80H159ZM259 81V80H258ZM262 81V80H261ZM10 82V81H9ZM28 82V81H27ZM34 82V81H33ZM32 82V83H33ZM87 82V81H86ZM91 82V81H90ZM165 82V80L163 81V83ZM216 82V83H215ZM11 83V82H10ZM36 84H37V82H35ZM39 83V82H38ZM49 83V82H48ZM54 83V82H53ZM95 83V82H94ZM120 83L122 84V87H121V85H120ZM145 83V82H144ZM160 83V82H159ZM261 83H264V82H261ZM2 84V83H1ZM7 84H9V83H7ZM13 84V83H12ZM11 84V85H12ZM14 84H16L17 85V83L15 82ZM106 84V83H105ZM124 84H125V82H124ZM152 84V83H151ZM168 84V83H167ZM217 84V85H216ZM3 85V84H2ZM6 85V84H5ZM34 85V84H33ZM38 85V84H37ZM165 85V84H164ZM263 85V84H262ZM4 86V85H3ZM88 86V85H87ZM133 86H135L134 84H133ZM0 87H2V86H0ZM8 87V86H7ZM11 87V86H10ZM10 87H9V89H10ZM16 86H15V88H17ZM31 87V86H30ZM37 87V86H36ZM35 87V88H36ZM105 87V86H104ZM144 87V86H143ZM151 87V86H150ZM150 87H149V90H150ZM223 87H226V94L228 95V93H229V95H230V92H228L229 90L228 89H231V90H233L232 92L235 94V96L234 97H236V98H233V101H230V102H225L224 100H221V97H217L216 99V102H217V106H216V108H214V106H212V109H209L210 108V106H208L205 102H203V103H205L209 108H206V110L203 108V107H205V105L204 104H202V103H200L201 102V100L203 99L204 100V98H202V96H200V98L198 97V95L199 94H201L200 92H202V94L204 93L205 95L207 94V93H209V98L211 99V96H210V94H211V92L212 91H214V90H211V89H216L215 91H217L218 89H221V88H223ZM134 88V87H133ZM256 88V87H255ZM1 89V88H0ZM4 89V88H3ZM6 89V88H5ZM8 89V88H7ZM12 89H14V87L13 88H11V90ZM88 89V88H87ZM91 89V88H90ZM89 89V90H90ZM94 89V88H93ZM257 89V88H256ZM17 90V89H16ZM27 90V91H26ZM47 90V89H46ZM77 90V89H76ZM95 90V89H94ZM163 90H165V89H163ZM162 90V91H163ZM253 90H254V88H253ZM253 90H252V94L254 93V92H256V91H254L253 92ZM259 90V89H258ZM264 90V89H263ZM13 91V90H12ZM12 91H11V93H12ZM35 91V90H34ZM143 91V90H142ZM146 91H147V88H146ZM153 91H154V89H153ZM153 91H151V92H153ZM204 91V92H203ZM206 91V92H205ZM14 92H15V94H16V91H15V89H14ZM26 92H27V94H26ZM134 92V91H133ZM144 92V91H143ZM219 92H220V90H219ZM7 93H10V91H8ZM6 93V94H7ZM10 93V94H11ZM45 93V92H44ZM48 93V92H47ZM197 93V94H196ZM215 93V92H214ZM224 93H225V91H224ZM15 94H14V96H15ZM105 94V93H104ZM130 94V93H129ZM138 94V93H137ZM143 94V93H142ZM146 94V93H145ZM197 96H196V95ZM216 94V93H215ZM232 94V93H231ZM256 94V93H255ZM259 94V93H258ZM262 94V93H261ZM12 96H13V94H11ZM29 95V94H28ZM33 95V94H32ZM48 95V94H47ZM131 95H132V93H131ZM162 95V94H161ZM160 95V96H161ZM208 95V94H207ZM207 95L205 96L206 98H207ZM214 95V94H213ZM5 96H7V95H5ZM11 97V98H8L7 99V104L9 105L10 103H11V101H12V98H13V103H14V98L15 97ZM54 96V95H53ZM52 96V97H53ZM141 96V95H140ZM230 96H232V95H230ZM72 97V96H71ZM103 97H104V95H103ZM196 97H198L199 98V101L200 102H198L197 101V99H196ZM204 97V96H203ZM226 97V96H225ZM19 98V97H18ZM40 98V97H39ZM55 98V97H54ZM53 98V99H54ZM68 98V101L70 100V101H72V102H75V103H77L78 101H76V100H71V99H69V97H67ZM67 98H64V100L62 101V99L60 100L59 98H57L56 97V102H55V100H54V103H56L57 105L59 104L60 106L59 107H63V106H66L67 107V105H71V103L69 104L68 103V101H67ZM140 98V97H139ZM143 99H141L142 101H143V104H146L145 103V97H144V94H143V97H142ZM206 99V101L207 102H209V100L210 99ZM258 98V97H257ZM5 99V98H4ZM92 99V98H91ZM152 99V98H151ZM228 99V98H227ZM231 99V98H230ZM260 99H262V97H260ZM67 101V104H66V101ZM79 100V99H78ZM140 100V99H139ZM140 100V101H141ZM154 100V99H153ZM158 100V99H157ZM213 100V99H212ZM212 100H210L211 102H212ZM221 100V101H220ZM232 100V99H231ZM16 101H18V99L16 100ZM20 101V100H19ZM39 101V100H38ZM41 101V100H40ZM161 101V100H160ZM159 101V102H160ZM198 103H197V102ZM215 101V100H214ZM213 101V102H214ZM258 101V100H257ZM256 101V102H257ZM264 101V100H263ZM5 102V101H4ZM255 102V103H256ZM51 103V102H50ZM215 103V102H214ZM214 103H212V104H214ZM260 104H261V101L259 102ZM5 104V103H4ZM6 104V105H7ZM17 104V103H16ZM16 104L14 105V106H16ZM66 104V105H65ZM78 104H80V103H78ZM78 104H75V105H78ZM211 104V105H212ZM2 105V104H1ZM0 105V108L2 107ZM11 105V107H12V104H10ZM10 105L8 106V107H10ZM74 107H75V105H74V103L72 104ZM71 105V106H72ZM140 105V104H139ZM142 105V104H141ZM147 105V104H146ZM202 105H204V106H202ZM257 105V104H256ZM31 106H32V109H31ZM69 107V108H67V109H65V110H63V112H66L67 110H68V112H67V114H66V121H67V123H68V125L69 126H71V127H73V126H77V128L78 127H80V123H82V121H85L86 119L84 118V116H86L88 113H90V112H87V114L86 115H82V114H84V113H80L79 111H82L83 112V108H77L76 109V107H75V109L74 108H72V107ZM136 106V105H135ZM259 106V105H258ZM4 107V106H3ZM8 107H4V108H8ZM65 107V108H66ZM150 107L151 106H147L146 108H144L145 110L147 109V111H148V113L146 112V114H149V115H151V113H149V109H150ZM262 107V106H261ZM261 107H259V109L261 108ZM13 109H16L15 107H12ZM64 108V107H63ZM62 108V109H63ZM134 108V109H133ZM141 108V107H140ZM152 108V107H151ZM214 108V109H213ZM263 108V107H262ZM12 109V110H13ZM8 110V109H7ZM11 110V109H10ZM42 110H43V113H44V115H45V117H44V122H47V123H50V124H56L58 121H59V112H57V111H55V109H54V107L53 106H51V105H49V104H47V105H44L43 106V108H42ZM79 110V111H78ZM128 110V109H127ZM152 110V109H151ZM4 111V110H3ZM139 111V110H138ZM153 111V110H152ZM152 111H150V112H152ZM14 112H16V111H14ZM14 112H13V114H14ZM40 112V111H39ZM136 112H137V110H136ZM141 112V111H140ZM139 112V113H140ZM221 112H225L224 114H222ZM7 114H8V112H6ZM6 113L4 114V115H6ZM153 113V112H152ZM1 114H3V113H0V115ZM10 114H12V113H10ZM19 114V116H21ZM65 114V113H64ZM92 114V113H91ZM138 114V113H137ZM209 114V115H208ZM17 115V114H16ZM140 115V114H139ZM149 115H148V117H149ZM162 115H163V117H162ZM7 116V115H6ZM6 116L4 117V118H6ZM12 116L13 115H11V116H8V117H10L12 120H14L13 118H12ZM43 116V115H42ZM88 117H89V115H87ZM138 116V115H137ZM157 116V117H156ZM3 117V115L1 116V118ZM7 117V119L6 120H8L9 118ZM17 117V116H16ZM23 117V116H22ZM146 116H144V118H145ZM259 117H261L260 119V121H259ZM17 118H19V117H17ZM21 118V117H20ZM91 118V117H90ZM137 118V117H136ZM143 118V119H144ZM3 119V118H2ZM83 119H85V120H83ZM126 119V118H125ZM143 119H141L140 120V122L143 120ZM148 119V118H147ZM11 120V121H12ZM16 120V119H15ZM21 120V119H20ZM41 121H42V119H40ZM152 120H154V118L152 119ZM157 120H159V122H157L156 123V121ZM163 120V121H162ZM222 120H225V122H227L229 125H230V127L232 126L233 128H234V134H236L234 137H237L239 140H244V141H247L249 144H250V148H249V150L247 151L246 150V147L247 146H245V148H244V150L243 149H236V148H233L232 146H231V144H233V142L230 144V143H227L226 141H224L226 138H225V136H223L222 137V139H224V140H221V143H219V145H217L216 147L214 146H211L212 144H214V143H211V145L209 146L208 145V143H209V141H208V143L207 142H203V140H202V138H201V140H200V138L197 136L198 134H200V133H202V132H204V131H206L205 133H207L208 132V134L210 135H214V131H216V133H219V134H221V133H225L227 130V127H229V125L226 127V128H223V124H224V121H222ZM18 120H16L15 122H17ZM23 121V120H22ZM88 121V120H87ZM90 121V120H89ZM144 121V120H143ZM8 122H9V120H8ZM43 122V121H42ZM42 122H40V124L42 123ZM19 123H21L20 121H19ZM46 123V124H47ZM223 123V124H222ZM10 124H12V123H10ZM17 125H18V122L16 123ZM40 124L38 125V127H40ZM45 124V125H46ZM16 125V126H17ZM42 125H44V123H42ZM41 125V126H42ZM73 125V126H72ZM14 126V124L12 125V127ZM20 125H18V127H19ZM117 126V125H116ZM153 126V125H152ZM226 126V125H225ZM74 127V128H75ZM149 127V126H148ZM13 128H15V126L13 127ZM41 128V127H40ZM40 128H38V129H40ZM113 128H115V127H113ZM153 128V127H152ZM232 128V129H233ZM17 129V128H16ZM225 129V130H224ZM229 129V128H228ZM261 129V128H260ZM21 130V129H20ZM48 130V129H47ZM13 131H15V130H13ZM33 131V130H32ZM31 131V132H32ZM24 132V131H23ZM173 132V133H172ZM228 132V131H227ZM256 132H257V134H259V135H257L256 134ZM103 133V134H102ZM42 134V133H41ZM112 134V133H111ZM204 134V133H203ZM202 134V135H203ZM228 134V133H227ZM227 134L225 133V135L227 136ZM173 136V135H176V136H178V141H177V143H176V147L175 148H173L174 150H172L171 151V148L170 147H168V144L170 143V145L172 144L171 143V141H169L170 140V138H169V140L167 139V137H170V136ZM201 135V136H202ZM222 135V134H221ZM224 135V134H223ZM233 135V134H232ZM255 135V136H254ZM256 135L257 136H259L258 138L256 137ZM13 136V135H12ZM200 136V137H201ZM254 136V137H253ZM50 137V136H49ZM138 137V138H137ZM204 137V136H203ZM212 137V136H211ZM233 137V136H232ZM251 137H252V139H251ZM256 137V138H255ZM147 138H148V141H147ZM228 138V137H227ZM253 138H255V140L253 139ZM229 139V138H228ZM232 139V138H231ZM230 139V140H231ZM236 139V138H235ZM263 139V141H264V138H262ZM261 139V140H262ZM50 140V139H49ZM167 140L169 141V143L167 142ZM230 140H227L228 142L230 141ZM233 140V139H232ZM254 140V141H253ZM47 141V140H46ZM173 141H174V139H173ZM172 141V142H173ZM219 141V140H218ZM218 141H217V144H218ZM236 141V140H235ZM259 141V140H258ZM48 142V141H47ZM47 142H45L44 143V145H43V150H42V153L38 156V158L36 159V156H34V152H32V151H25V152H23L22 151V153H21V155H20V157H22L21 158V160H19L18 161V163L15 165V166H17V167H20V166H25L26 164H28V165H34L35 166V168H36V170H42L44 167H52V164H50V163H47V161H46V159H45V156H46V150L48 149V144H47ZM150 142H152L153 144H156V146L155 145H153V146H155V151H154V156L156 157L157 156V158H158V162L154 165V167L153 166H149V168L145 165V163H142V165H145V166H142L141 168L139 167V169L135 166V159L137 158L136 157V154L137 153H141L142 155L145 153L144 151H146V149L145 148H147V145H148V143H150ZM51 143V142H50ZM124 143V144H123ZM138 143V142H137ZM174 143V142H173ZM235 144H236V142H234ZM242 143V142H241ZM259 143V144H260ZM234 144V145H235ZM238 144V143H237ZM244 144H245V142H244ZM259 144H257V145H259ZM5 145V144H4ZM215 145H216V143H215ZM239 145H241L240 143H239ZM238 145V146H239ZM243 145V144H242ZM248 145V144H247ZM7 146V145H6ZM133 146H136V145H133ZM255 147H257L256 145H254ZM254 146L252 147L253 148V150L255 151V149H254ZM5 147V146H4ZM2 147V146H0V170H10V169H8L7 168V166H11L10 164H8L7 162H9L10 160H12V155H10L12 152H14L13 150H12V152L10 153V151H11V149L10 148H8V146L7 147ZM149 147V146H148ZM10 149V151L8 150V149ZM12 148V147H11ZM27 148V147H26ZM132 148V147H131ZM239 148H242V146L240 147L239 146ZM261 148V149H260ZM133 150L135 149V148H132ZM248 149V148H247ZM56 150H59V148L58 149H56ZM56 150H54V151H56ZM148 150V149H147ZM246 150V151H245ZM258 150V149H257ZM256 150V151H257ZM54 151H53V154H54ZM148 151H150V150H148ZM148 151H146V153H148ZM2 152H4V154L2 155L1 153ZM62 155L63 156H67L68 157V155H66V152H65V150L63 149L62 151ZM71 152V151H70ZM148 154H150V152L148 153ZM146 155V154H145ZM152 155V154H151ZM144 156V155H143ZM148 156V155H147ZM146 156V157H147ZM249 156V157H248ZM69 157H71V156H69ZM35 159V160H33V159ZM52 158H53V160L55 161V163H58V164H63V163H59V162H57L56 160H55V158H54V156H52ZM148 158H150V157H148ZM129 160L130 162L129 163H126V160ZM146 159V158H145ZM147 160V159H146ZM172 160V161H173ZM143 161V160H142ZM148 161H149V159H148ZM163 161V162H162ZM113 163H114V160L112 161ZM169 162V161H168ZM171 162V161H170ZM163 163V164H162ZM166 163V164H165ZM172 163V162H171ZM58 164H54V168L53 169H57V168H62V167H59V165ZM174 164V163H173ZM175 164V166H177ZM170 165V164H169ZM182 166V165H181ZM208 166V165H207ZM213 166V165H212ZM211 166V167H212ZM136 167V168H135ZM152 167V168H151ZM179 167V166H178ZM177 167V169H179ZM102 168V167H101ZM207 168V167H206ZM210 168V167H209ZM262 168V169H261ZM187 169V168H186ZM212 169V168H211ZM168 170V169H167ZM183 171H185L184 169H182ZM207 170V169H206ZM163 171L164 170H162V173H163ZM180 171H181V169H180ZM203 171H204V169H203ZM256 171V170H255ZM258 171V172H259ZM152 172V171H151ZM170 172V171H169ZM172 172V171H171ZM170 172V173H171ZM186 172V171H185ZM231 172V173H230ZM130 173V172H129ZM160 173H161V171H160ZM162 173H161V175H162ZM179 173V172H178ZM184 173V172H183ZM183 173H182V175H183ZM203 173V172H202ZM260 174V176H259V178H260V183L262 184V185H264V171H262V172H259ZM3 172L1 171V175L0 176H3ZM153 174V173H152ZM158 175H159V173H157ZM172 174V173H171ZM170 174V175H171ZM148 175V174H147ZM146 175V176H147ZM151 175V174H150ZM155 175V174H154ZM165 175V174H164ZM174 175V174H173ZM185 175V174H184ZM149 176V175H148ZM177 176H179V174L177 175ZM231 176H233V178H234V175H231ZM238 176V175H237ZM11 177V176H10ZM102 177V178H101ZM140 178H141V176H139ZM150 177V176H149ZM157 177V176H156ZM173 177V176H172ZM180 177V176H179ZM186 177H188V176H186ZM15 179H16V176L14 177ZM144 178V177H143ZM147 178V177H146ZM151 178V177H150ZM153 178V177H152ZM237 178V177H236ZM183 179H185V178H183ZM182 179V180H183ZM190 179V178H189ZM193 179V178H192ZM17 180V179H16ZM141 181H142V178L140 179ZM146 180V179H145ZM152 180V179H151ZM156 180H159V178L158 179H156ZM168 180H169V178H168ZM167 180V181H168ZM181 180V181H182ZM188 179H185V181L186 182H188L187 181ZM214 180V181H215ZM236 180V179H235ZM148 181V180H147ZM169 181H171V180H169ZM179 181V179L177 180V182ZM184 181V180H183ZM213 181V180H212ZM251 181V182H250ZM145 182V181H144ZM157 182V181H156ZM172 182V181H171ZM211 182V181H210ZM235 182V181H234ZM0 183H3L4 185H6V192H10L11 191V189L12 188H14L10 183H4V182H0ZM181 183V182H180ZM179 183V184H180ZM192 183V182H191ZM217 183V184H218ZM38 183H37V181L36 180H32L30 183H29V185H25L24 187H25V189L23 188V190H21V191H23V192H25V193H29V194H35L34 192L36 191V190H38V185H37ZM105 184V183H104ZM208 184V183H207ZM211 184V183H210ZM209 184V185H210ZM219 184L217 185V190H215V191H218V186H219ZM222 184V183H221ZM229 184V183H228ZM253 184V183H252ZM261 184H260V186H261ZM49 185V184H48ZM47 185V186H48ZM188 185V184H187ZM203 185V184H202ZM216 185V184H215ZM214 185V186H215ZM231 185H233L234 186V184H232L231 183ZM237 185V184H236ZM160 186V185H159ZM165 186V185H164ZM224 186V185H223ZM229 186V189H231L230 188V185H228ZM232 186V187H233ZM151 187H153V186H151ZM212 187V186H211ZM216 187V186H215ZM215 187H214V189H215ZM235 187V186H234ZM259 187V186H258ZM162 188H163V186H162ZM190 188V187H189ZM213 188V187H212ZM220 188V187H219ZM223 188V187H222ZM221 188V189H222ZM224 188H226V187H224ZM15 189V188H14ZM213 189V190H214ZM227 189H228V187H227ZM4 190V189H3ZM10 190V191H9ZM49 190H50V188H49ZM162 190V189H161ZM164 190H167L166 188H164ZM186 190V189H185ZM204 190V189H203ZM213 190H211V191H213ZM225 190V189H224ZM224 190H223V192H222V190L220 191V193H217L219 196H223V197H225L226 199H227V201H228V199L230 198L231 199V197L233 196V197H235L236 195H230V197L228 198L227 197V195L229 196V194H227V192L225 191L224 192ZM59 191V190H58ZM100 191L101 192H103L104 191V189L103 188H100ZM208 191V190H207ZM236 191V190H235ZM234 191V192H235ZM2 192H5V191H2ZM16 192V191H15ZM166 192V191H165ZM164 192V193H165ZM192 191H191V189H190V193H191ZM232 192H233V190H232ZM232 192H230V193H232ZM17 193V192H16ZM84 193H86V194H84ZM161 193V192H160ZM166 193H168V192H166ZM237 193V192H236ZM10 194V193H9ZM8 194V195H9ZM216 194V193H215ZM216 194V195H217ZM244 194V193H243ZM143 195V199H144V209H143V214H148V210L149 209H151L152 211L151 212H149V214H151V213H155V215H157V213H159V216H161L160 218L158 217V219H156V223L155 224H157L158 225V229H159V231H158V233H154L150 228L148 229L147 227H144V226H142V225H140L139 227H141L140 229H137L136 228V226L134 227V226H130V225H126V224H124L122 221H121V216H118V218L117 219H109V218H102V219H100V218H95L94 216L93 217H91L90 215H89V217L87 218V216L88 215H86V213L84 214L83 212H80L79 214H82V215H85V216H82L83 218L84 217H86V219H83V220H81V223L83 224V225H80L81 226V228H83V229H81V230H84V229H86L85 231L88 233H90V235L92 236V240H93V242L95 243V244H97L96 246H97V249H96V246H93V247H95V249L93 248V250L91 249L92 247V245H95V244H92L91 243V245H88V247H87V249L85 250V248H83L85 251H84V254L82 253V256H81V254L80 253H78L77 254V252L75 251V250H73V252H75L76 254H77V256H78V261H74V260H72L71 258H70V254H69V256H68V258L71 260V263L72 264H80L81 263V261H82V257L83 258H85L84 260H86L87 262H88V264H99L100 263V261L97 263V261L98 260H96L97 259V255L96 254H98V255H101L100 253H99V251H100V249H99V251H98V248L102 245V244H106V245H104V246H106V247H103V248H105L103 251H102V254H103V257H101V259L102 260H104V262L106 263V264H109V263H112V264H197V263H194V261H192V259H191V257L189 258L188 256H187V252L188 251H184V249H187V244H183V243H181V241H179L178 239H179V237H175V236H173L172 234H169V233H166L165 232V226H166V224L168 225V222H171V220L173 219L174 220V217L176 216L174 213L175 212H173V207L169 204V203H166V204H163L162 202H160V201H158V202H156V203H152V202H150V200H148V198L146 197L147 196V194H142ZM212 194H210V196H211ZM255 195V194H254ZM212 196H215L214 195V193H213V195ZM238 196H240V195H238ZM8 197V196H7ZM170 197V196H169ZM168 197V198H169ZM201 197V196H200ZM206 197V196H205ZM36 198H38L37 196H36ZM207 198V197H206ZM252 198V197H251ZM189 202H192V199H193V193H192V195H189ZM223 199V198H222ZM226 199H225V201H226ZM229 199V200H230ZM237 199V198H236ZM240 199V198H239ZM186 200V199H185ZM205 200V199H204ZM218 200V199H217ZM248 200V199H247ZM255 200V199H254ZM258 200V199H257ZM166 201H167V199H166ZM207 201V200H206ZM209 201V200H208ZM236 201V200H235ZM242 201V200H241ZM241 201H240V203H241ZM261 201H262V199H261ZM199 202V201H198ZM210 202V201H209ZM238 202V201H237ZM243 202V201H242ZM250 202L252 203V205L254 204L255 205V203H253V200L251 199L250 200ZM249 202V203H250ZM258 202V201H257ZM262 202H264V200L262 201ZM174 203V202H173ZM228 203H229V201H228ZM244 203H247L246 201H244ZM251 203H250V205H251ZM209 204V203H208ZM212 204V203H211ZM258 204V203H257ZM261 204V203H260ZM264 204V203H263ZM83 205L81 206L82 207V209H83ZM230 205V204H229ZM243 205V204H242ZM248 205V204H247ZM246 205V208H245V210L247 209L248 210V206ZM175 206V205H174ZM262 206V205H261ZM260 206V207H261ZM243 207H245V204L243 205ZM252 207V206H251ZM254 207H256V206H253V208ZM205 210L206 209H208V208H210L207 204L205 205ZM221 208V207H220ZM238 208V207H237ZM253 208H251L250 210H252ZM219 209V208H218ZM256 209V208H255ZM258 209V208H257ZM256 209V210H257ZM261 209V208H260ZM263 209V210H262ZM261 209V211H260V214L262 213V211H263V213H264V208H262ZM190 210V209H189ZM210 210H211V208H210ZM216 210V209H215ZM225 210V209H224ZM245 210H243V211H245ZM218 211H220V210H218ZM253 211H255V210H253ZM253 211H249V213L251 212H253ZM213 212V211H212ZM211 211L210 212H204V214L203 215H201V214H199L198 216H197V218H195L196 219V233L197 234H199L200 236H198L196 239H199V238H201V237H203V239H204V241H205V243L204 244H202V245H200V246H195L194 245V237H192V240H191V243H192V247L195 249H200V251H203L204 253L203 254H205V252L207 253V250L206 249H208L211 245H210V240L208 241L207 240V238L209 237L208 235H207V233H204V228L205 227H207V226H209V228L211 229V227H212V229H214L215 231H212V234L210 235V236H214V237H217V239H218V237L221 239V240H223L222 238H224V236H226V235H229V234H232V233H235L236 232V230H234V228L236 229V225H232V226H230V230H228V232H227V230L225 231V229L224 228H221V223L223 222L221 219L219 220V219H217L216 218V216L214 215V213L215 212H213L212 213ZM246 212H248V211H246ZM220 213V212H219ZM248 213V214H249ZM255 213V212H254ZM262 213V214H263ZM34 214V213H33ZM217 214V213H216ZM245 214V213H244ZM247 214V213H246ZM247 214V215H248ZM262 214H261V216H262ZM34 215H36V213L34 214ZM220 215V214H219ZM251 215V214H250ZM254 216H256V215H258L257 213L256 214H253ZM252 215V216H253ZM264 215V214H263ZM141 216V215H140ZM150 216V215H149ZM196 216V215H195ZM246 216V215H245ZM260 216V217H261ZM137 217V216H136ZM147 217V216H146ZM229 217V216H228ZM246 217H248V216H246ZM250 217V216H249ZM263 217V216H262ZM132 218V217H131ZM140 218H143L142 216L140 217ZM145 218V217H144ZM224 218V217H223ZM222 218V219H223ZM253 218V217H252ZM258 218V217H257ZM232 218H230V220H231ZM86 220V221H85ZM133 220V219H132ZM137 220V219H136ZM176 220V219H175ZM193 220V219H192ZM259 220V219H258ZM260 220H261V218H260ZM262 220H263V218H262ZM261 220V221H262ZM134 221V220H133ZM138 221V220H137ZM254 221H256V220H254ZM86 222V223H85ZM135 222V221H134ZM12 225H13V228H16V226L18 225L17 224V222L15 221V220H12ZM172 223V222H171ZM176 223V222H175ZM135 223H133V225H134ZM178 225H180V224H178ZM101 226H103V227H101ZM105 226V227H104ZM169 226V225H168ZM194 226V225H193ZM211 226V227H210ZM138 227V226H137ZM171 227V226H170ZM195 227V226H194ZM259 227V226H258ZM12 228V229H13ZM103 228V229H102ZM227 228V229H228ZM264 229V220H263V222H262V225H261V227L260 228H258V229ZM22 229H24V230H29V226H27V225H24L23 226V228ZM155 229V228H154ZM206 229H208V228H206ZM205 229V230H206ZM238 229V228H237ZM16 230V229H15ZM80 230V231H81ZM210 231V230H209ZM220 231V232H219ZM85 232V234H87ZM169 232H171V231H169ZM174 232V231H173ZM183 232V231H182ZM206 232V231H205ZM84 233V232H83ZM82 233V234H83ZM196 233L194 232V235L195 236H197L196 235ZM214 233V234H213ZM82 234H80V235H82ZM209 234V233H208ZM226 234V235H225ZM243 234V233H242ZM78 236V235H77ZM77 236H76V240H78V238H77ZM86 236V235H85ZM90 236V237H91ZM208 236V237H207ZM229 236H231V235H229ZM251 237V236H250ZM83 238V237H82ZM178 238V239H177ZM212 238V237H211ZM236 238V237H235ZM134 239H141L142 241H139V242H137V243H135L134 242ZM209 239H210V237H209ZM236 239H238V238H236ZM89 240H91V239H89ZM181 240V239H180ZM185 241V240H184ZM186 241H188L189 242V244H191L190 243V241L189 240H187L186 239ZM76 242V241H75ZM212 242H213V239H212ZM233 242V241H232ZM255 242H256V239H255ZM254 242V243H255ZM260 241H258V244H260L259 243ZM187 243V242H186ZM229 243H231V242H229ZM257 243V242H256ZM246 244V243H245ZM100 245V246H99ZM187 245V246H186ZM194 245V246H193ZM225 245V244H224ZM236 245V244H235ZM257 245V244H256ZM91 248H90V247ZM99 246V247H98ZM103 246V245H102ZM230 246V245H229ZM234 246V245H233ZM257 246H259V245H257ZM86 247V246H85ZM191 247V246H190ZM189 247V248H190ZM217 247V246H216ZM238 247V246H237ZM252 247V246H251ZM256 247V246H255ZM223 248V247H222ZM232 248V247H231ZM260 250H261V252H260V250H259V252L261 253L260 254V257H258V259H257V264H264V244L263 243H261L260 244ZM23 249V248H22ZM247 249V248H246ZM250 249V248H249ZM258 249V248H257ZM14 250V249H13ZM97 250V253L95 254L94 252ZM101 250H102V248H101ZM188 250V249H187ZM226 250V249H225ZM236 250V249H235ZM251 250V249H250ZM252 251V250H251ZM61 252V251H60ZM253 252V251H252ZM252 254H254V253H252ZM251 254V255H252ZM256 255V254H255ZM259 255V254H258ZM18 256V255H17ZM102 256V255H101ZM191 256V255H190ZM200 257V256H199ZM237 257V256H236ZM240 257V256H239ZM206 258V257H205ZM201 259V258H200ZM210 259V258H209ZM217 260H219V258H217ZM96 261V262H95ZM201 261H203V263L204 264H206V261L207 260H205V259H203V257H202V259H201ZM201 261L199 262L200 264H203V263H201ZM209 261V260H208ZM207 261V263H209ZM221 261H224V260H221ZM43 262V261H42ZM41 262V259H36V264H44V263H46V262H44V263H42ZM62 262V261H61ZM85 262V261H84ZM86 262V263H87ZM102 262L103 261H101V263L100 264H102ZM103 262V263H104ZM219 262V261H218ZM66 263V262H65ZM104 263V264H105ZM220 263H222V262H220ZM225 263H226V260H225ZM228 263V262H227ZM231 263V262H230ZM82 264V263H81ZM212 264V263H211Z\"/></svg>",
	"mask_w": 264,
	"mask_h": 264
},
{
	"label": "built area",
	"instance_id": "2783aa9c",
	"mask_svg": "<svg viewBox=\"0 0 264 264\" xmlns=\"http://www.w3.org/2000/svg\"><path fill=\"white\" fill-rule=\"evenodd\" d=\"M91 53L93 56V51ZM63 149L54 151L53 156L59 163H68L62 155L61 151ZM103 189V192L100 191V188L96 190L94 201H92L96 208V215L99 218L117 219L118 216H121V221L127 223L132 213L143 214L144 199L137 183L123 184L111 179L108 180ZM151 214L155 215V213ZM122 217L124 220H122ZM70 258L78 261V256L73 251L70 253Z\"/></svg>",
	"mask_w": 264,
	"mask_h": 264
}]
</instances>
